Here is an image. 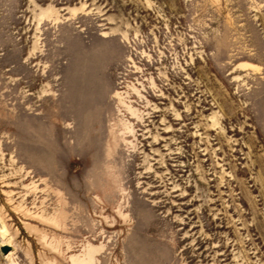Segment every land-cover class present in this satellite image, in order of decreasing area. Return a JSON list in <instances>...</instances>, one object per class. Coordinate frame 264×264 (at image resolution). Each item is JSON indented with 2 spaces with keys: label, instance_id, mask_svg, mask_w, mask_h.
<instances>
[{
  "label": "rangeland",
  "instance_id": "obj_1",
  "mask_svg": "<svg viewBox=\"0 0 264 264\" xmlns=\"http://www.w3.org/2000/svg\"><path fill=\"white\" fill-rule=\"evenodd\" d=\"M0 264H264V0H0Z\"/></svg>",
  "mask_w": 264,
  "mask_h": 264
},
{
  "label": "bare ground",
  "instance_id": "obj_2",
  "mask_svg": "<svg viewBox=\"0 0 264 264\" xmlns=\"http://www.w3.org/2000/svg\"><path fill=\"white\" fill-rule=\"evenodd\" d=\"M238 67L241 68V69H246V68L253 69L254 68V66H251V65H248V64H240V65H238Z\"/></svg>",
  "mask_w": 264,
  "mask_h": 264
}]
</instances>
